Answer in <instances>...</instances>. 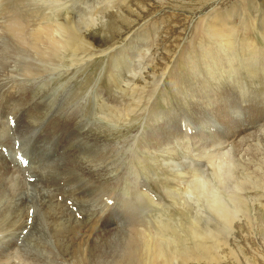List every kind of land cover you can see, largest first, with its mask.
I'll list each match as a JSON object with an SVG mask.
<instances>
[{"label": "bare ground", "instance_id": "bare-ground-1", "mask_svg": "<svg viewBox=\"0 0 264 264\" xmlns=\"http://www.w3.org/2000/svg\"><path fill=\"white\" fill-rule=\"evenodd\" d=\"M76 6L75 0H0V9L4 11L0 13V258H9L2 264H192L196 252L191 249L190 237L197 248L210 255L211 246L204 241L215 240L219 248L220 227L231 230L235 221H239L231 216L233 208L229 203L239 212H250L244 189L249 185L264 188V155L260 157L264 129L252 132L259 117L255 121L240 120L242 112L235 113L234 109L245 104V99L234 100L230 112L224 106L227 103L232 107L230 99L220 96L213 102L208 91L216 114L208 113L205 119L182 114L175 128L165 136V145H171L185 135L182 142L191 141L197 157L203 158L200 154L205 153L207 163L213 165L215 182L204 183L200 179L205 171L195 170L200 164L191 160L195 178L189 189L190 193L200 194L206 203L212 201L208 210L220 222L217 226L200 227L199 232L193 224L188 227L179 223L178 231L177 226L169 227V223L160 227L166 218H158L161 243L129 222L122 229L125 221L141 224L133 219L139 214L133 203L139 200L145 218L150 217V201L158 204L148 196L143 180L139 182L140 156L137 157L130 143L135 137L115 143L102 140L97 132L88 129L90 124L82 117V106L71 102L68 90L55 91L56 86L50 83L53 76L63 73L68 66L67 57L72 67L83 62L84 56L79 54L84 44L95 49L88 39L99 21L93 14L90 18L80 17ZM262 31L264 37V28ZM194 98L197 101L199 96L194 94ZM104 109H108L107 113ZM104 109L101 116L115 125L121 120L120 113H126L116 105ZM231 113L236 116L233 118ZM168 121L161 129L163 136ZM229 123L235 127L231 128ZM120 147L130 149L134 158L130 157L127 172L116 166L117 157L108 160ZM232 154L239 158L232 160ZM217 157H226L223 168L214 165ZM254 161L260 165L259 172L252 171ZM240 166L244 167L242 173L238 170ZM199 172L202 173L198 175ZM125 174L130 182L123 183ZM225 190L233 191L226 201L219 192ZM172 200L184 203L178 194ZM123 204L131 217L125 212L122 221L110 220L111 208ZM245 220L250 222L249 217ZM146 225L153 226L150 221Z\"/></svg>", "mask_w": 264, "mask_h": 264}, {"label": "rangeland", "instance_id": "rangeland-1", "mask_svg": "<svg viewBox=\"0 0 264 264\" xmlns=\"http://www.w3.org/2000/svg\"><path fill=\"white\" fill-rule=\"evenodd\" d=\"M75 2L80 17L85 15L90 18L93 14L99 21L98 27L90 32L91 39H88L94 43L95 49L84 44L79 54L84 56L83 62L72 67L69 64L70 57H67L68 66L63 68L64 74H56L50 83L56 86L55 91L68 90L71 102L82 106V117L90 124L88 129L97 132L102 140L115 143L127 137H138V141L134 138L135 142L130 143L136 150L132 151L136 152L137 157L140 156L137 161L140 169L137 173L141 177L139 182L143 180L149 190L148 196L159 204L150 201V217L145 218V209H142L139 200L133 203L132 207L139 213L133 219L141 224L125 221L122 229L129 222L136 230L144 231L145 236L151 235L156 242L161 243L162 236L157 234V230L167 223L172 228L177 224L179 226V223L188 227L193 224L199 232L200 227L206 229L209 225L217 226L220 222L208 210L212 208V201L206 203L200 194L190 193L189 189L195 178L193 166L189 162H199L200 167L195 166V170L206 172L200 179L204 183L215 182L213 165L207 163L205 153L200 154L203 158L197 157L198 153L191 141L182 142L185 135L171 145H165V136L175 128L182 114V117L190 114L198 119H205L208 113L216 114L217 110L213 108L208 91L213 96V102L220 96L231 100L232 107L224 104L226 111L233 109L234 100L245 99V104L241 103L234 109L235 113L242 112L240 120L245 118L255 121V117H259L252 132L264 129V0ZM0 13L4 11L0 9ZM227 32H230L228 36ZM194 94L199 96L197 101ZM115 105L126 112L125 115L120 113L118 125L109 123L100 114L106 106L110 108ZM107 110L104 109V112L107 113ZM231 114L233 118L236 116ZM167 120L169 125L163 136L161 129H164ZM226 123L223 125L226 126ZM230 125L231 128L235 127V124ZM155 136L160 143L155 141ZM119 150L116 156H108V160L117 157L116 166L122 168L121 172H127L131 159H134L132 152L124 147ZM263 155L264 149L260 157ZM230 158L236 161L239 155L232 154ZM225 159L217 157L218 164L214 162V165L218 169L223 168ZM251 166L252 171L259 172V164L254 161ZM132 167L136 168V165ZM238 170L242 173L244 167L240 166ZM108 175L109 172L105 177L109 178ZM250 176L253 178L251 170ZM127 179L129 175L125 174L123 183L130 182ZM174 188L186 192L176 193ZM173 189V192H168ZM219 192L226 201L233 191ZM244 193V198L250 203V212H239L228 201L233 208L231 216L239 221H235L231 230L220 227L222 243L219 248L215 240L206 239L204 244L211 246V254L208 255L197 248L190 237L191 249L196 252L192 264H264V188L249 185ZM175 194L184 203L174 202L172 197ZM121 206L111 208L110 220L122 221L120 218L125 215L126 206ZM247 217L250 218L249 223L245 220ZM158 218H166L160 227H157ZM147 221L153 226L146 225ZM28 249L32 250V247L29 245ZM14 259L12 257V262ZM7 260L8 257H1L0 264Z\"/></svg>", "mask_w": 264, "mask_h": 264}]
</instances>
